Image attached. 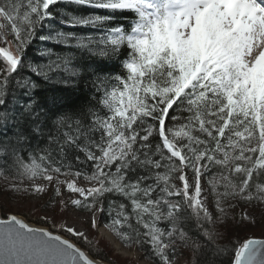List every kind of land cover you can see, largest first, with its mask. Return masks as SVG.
Wrapping results in <instances>:
<instances>
[{
    "label": "snow or ice",
    "instance_id": "snow-or-ice-1",
    "mask_svg": "<svg viewBox=\"0 0 264 264\" xmlns=\"http://www.w3.org/2000/svg\"><path fill=\"white\" fill-rule=\"evenodd\" d=\"M0 177L150 264H264V0H0ZM0 211V264H119Z\"/></svg>",
    "mask_w": 264,
    "mask_h": 264
},
{
    "label": "rangeland",
    "instance_id": "rangeland-1",
    "mask_svg": "<svg viewBox=\"0 0 264 264\" xmlns=\"http://www.w3.org/2000/svg\"><path fill=\"white\" fill-rule=\"evenodd\" d=\"M37 182H43V181H37ZM50 195H51V192H49L48 195H45L42 198H36V199L28 198L25 195H23L22 197L21 196L16 197L15 199L12 198L11 200H9L7 197H2V198L5 199L7 202H9V204H11L10 206H12V208L15 209V212H12L11 214H17L21 217H24L29 222H32L35 224H37V222H36L37 218L41 217L44 220L45 216H47L50 221L53 219V217H55L59 223L67 222L68 224H75L78 229H84V231L86 233H94L99 238L106 240L108 243H110L112 248L114 249V254L120 255L123 258H130L133 260L135 259V261L137 260L136 262H138L139 264H142V262H141L142 260H144L148 264H150V262L148 260L143 259V254L140 251H137L135 248L128 249L125 247L129 251L135 253L134 256L124 255V254L120 253L115 248L113 242L111 240H109L106 236H104V234L101 231H100V233H96L95 229H91V230L89 229L88 222H87V219H86L84 214H80L79 216H77L76 214H74L71 211L63 212L62 214H63L64 218L60 219V215H61L60 211L53 210V209H46L44 207V202L48 200V197ZM37 225H40V224H37ZM47 225L48 226H46V227H48L49 229H51L54 232H57L59 234H62L61 232L55 231L52 228L51 223H47ZM40 226H42V225H40ZM243 230L246 233L247 239H249V238L264 239V235H262V232H264V227H262L259 223H257L255 226L248 227V228H245ZM101 233H102V235H101ZM116 239L118 240V238H116Z\"/></svg>",
    "mask_w": 264,
    "mask_h": 264
},
{
    "label": "trees",
    "instance_id": "trees-1",
    "mask_svg": "<svg viewBox=\"0 0 264 264\" xmlns=\"http://www.w3.org/2000/svg\"><path fill=\"white\" fill-rule=\"evenodd\" d=\"M80 34H81V35H90V36H93V37H95V36L98 35V33H96L94 30H92V31H89V30H82ZM105 62H106V63H110V62H108V61H105ZM5 183H6V181H5L2 177H0V187H3V186L5 185ZM30 183H31L30 181L25 180L23 186H28ZM23 195H25V194H24V193H17V194H15L14 199H15L16 197H19V196L22 197ZM1 199H2V200H1ZM0 202H3V203L6 205V207L9 209L8 214H11L12 212H15V209L12 208V206H10L11 204H9V202H7V201H6L5 199H3L2 197H0ZM2 213H3V212H2ZM3 215H4V214H3ZM43 221H44V220H43L41 217L37 218V220H36L37 224H40V225H42V226H43V225H44V226H48L47 223H44ZM62 234L65 235V236H67V237H69L70 239L74 240L77 244H79L82 248L86 249V250L89 252L88 247L85 246L84 244H82L79 240L74 239V238L71 237L70 235H66V234H64V233H62ZM116 238H117V237H116ZM237 239H239V240H241V241H243L244 239H247L246 233L244 232L243 229H242V230H239L238 232L235 233V235H234V237H233V242L235 243V241H236ZM102 240H103V239H102ZM103 241H104L105 244L108 246V249H110V250H109V257H110L111 259L116 260V261H119V264H139L138 262H136L137 260L135 261V259L133 260V259H130V258H123V257L120 256V255L114 254V249L112 248L111 244L108 243L106 240H103ZM230 247H231V246H230ZM108 249H106V250H108ZM141 253H142L143 256H144V253H143V252H141Z\"/></svg>",
    "mask_w": 264,
    "mask_h": 264
},
{
    "label": "bare ground",
    "instance_id": "bare-ground-1",
    "mask_svg": "<svg viewBox=\"0 0 264 264\" xmlns=\"http://www.w3.org/2000/svg\"><path fill=\"white\" fill-rule=\"evenodd\" d=\"M79 230H83L84 231V229H79ZM100 231L104 234V236H106L109 240H111L113 242L115 248L120 253H122L124 255H132V256L135 255V253H133V252L129 251L128 249H126L125 246H123V244L121 242H119L110 231H108L107 229H101ZM141 262H142V264H148L144 260H142Z\"/></svg>",
    "mask_w": 264,
    "mask_h": 264
},
{
    "label": "water",
    "instance_id": "water-1",
    "mask_svg": "<svg viewBox=\"0 0 264 264\" xmlns=\"http://www.w3.org/2000/svg\"><path fill=\"white\" fill-rule=\"evenodd\" d=\"M19 216V215H18ZM0 218H6L4 215H3V213H2V211H0ZM19 218H21V219H24L26 222H28L29 224H30V226H32V227H36V228H41V227H46V226H40V225H37V224H35V223H32V222H29L27 219H25L24 217H21V216H19ZM46 228H48V227H46ZM49 229V228H48ZM49 230H51V229H49ZM54 234H57V235H62V234H59V233H57V232H54ZM63 236V238H66V239H70L69 237H66V236H64V235H62ZM249 239H251V238H249ZM255 239H261V238H255ZM72 240V239H71ZM74 243H76L74 240H72ZM77 244V243H76ZM77 246L78 247H81L79 244H77ZM81 249L83 250V251H85V252H88L86 249H84V248H82L81 247Z\"/></svg>",
    "mask_w": 264,
    "mask_h": 264
}]
</instances>
